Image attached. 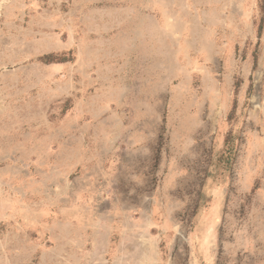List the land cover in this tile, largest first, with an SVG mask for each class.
Here are the masks:
<instances>
[{
  "label": "rangeland",
  "instance_id": "obj_1",
  "mask_svg": "<svg viewBox=\"0 0 264 264\" xmlns=\"http://www.w3.org/2000/svg\"><path fill=\"white\" fill-rule=\"evenodd\" d=\"M0 264H264V0H0Z\"/></svg>",
  "mask_w": 264,
  "mask_h": 264
},
{
  "label": "trees",
  "instance_id": "obj_2",
  "mask_svg": "<svg viewBox=\"0 0 264 264\" xmlns=\"http://www.w3.org/2000/svg\"><path fill=\"white\" fill-rule=\"evenodd\" d=\"M261 29V24L259 25V30ZM73 57L72 56H57L56 54L54 53H48V54H45L41 57V60L43 62H46V63H52V62H61V61H65V60H68V59H72ZM224 152H229L231 153L232 152V140L230 138V136L228 138H226L225 140V144H224ZM225 160H229V157H227Z\"/></svg>",
  "mask_w": 264,
  "mask_h": 264
},
{
  "label": "crops",
  "instance_id": "obj_3",
  "mask_svg": "<svg viewBox=\"0 0 264 264\" xmlns=\"http://www.w3.org/2000/svg\"><path fill=\"white\" fill-rule=\"evenodd\" d=\"M6 215H8V214H6Z\"/></svg>",
  "mask_w": 264,
  "mask_h": 264
}]
</instances>
